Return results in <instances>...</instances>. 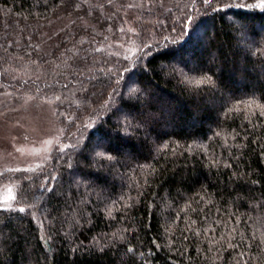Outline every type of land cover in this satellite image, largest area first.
I'll list each match as a JSON object with an SVG mask.
<instances>
[{
  "label": "trees",
  "instance_id": "trees-1",
  "mask_svg": "<svg viewBox=\"0 0 264 264\" xmlns=\"http://www.w3.org/2000/svg\"><path fill=\"white\" fill-rule=\"evenodd\" d=\"M0 89L61 129L0 264H264V0H0Z\"/></svg>",
  "mask_w": 264,
  "mask_h": 264
},
{
  "label": "rangeland",
  "instance_id": "rangeland-1",
  "mask_svg": "<svg viewBox=\"0 0 264 264\" xmlns=\"http://www.w3.org/2000/svg\"><path fill=\"white\" fill-rule=\"evenodd\" d=\"M55 116L52 104L0 89V175L5 171L37 170L48 160L61 136ZM14 195L13 185L0 191L1 201L7 205Z\"/></svg>",
  "mask_w": 264,
  "mask_h": 264
},
{
  "label": "snow or ice",
  "instance_id": "snow-or-ice-1",
  "mask_svg": "<svg viewBox=\"0 0 264 264\" xmlns=\"http://www.w3.org/2000/svg\"><path fill=\"white\" fill-rule=\"evenodd\" d=\"M191 23H192L191 20L187 21L188 25H191ZM20 211H24V209H20Z\"/></svg>",
  "mask_w": 264,
  "mask_h": 264
}]
</instances>
